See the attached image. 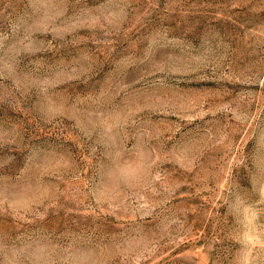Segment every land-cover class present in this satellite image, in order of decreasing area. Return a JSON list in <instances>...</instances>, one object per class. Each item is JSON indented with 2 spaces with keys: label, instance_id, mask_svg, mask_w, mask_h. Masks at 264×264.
<instances>
[{
  "label": "rangeland",
  "instance_id": "1",
  "mask_svg": "<svg viewBox=\"0 0 264 264\" xmlns=\"http://www.w3.org/2000/svg\"><path fill=\"white\" fill-rule=\"evenodd\" d=\"M0 264H264V0H0Z\"/></svg>",
  "mask_w": 264,
  "mask_h": 264
}]
</instances>
